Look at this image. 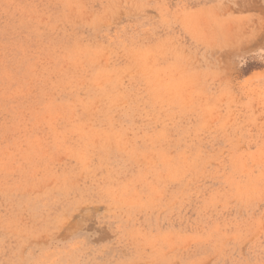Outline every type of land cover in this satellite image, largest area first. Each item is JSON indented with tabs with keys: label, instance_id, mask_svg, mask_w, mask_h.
I'll use <instances>...</instances> for the list:
<instances>
[{
	"label": "rangeland",
	"instance_id": "obj_1",
	"mask_svg": "<svg viewBox=\"0 0 264 264\" xmlns=\"http://www.w3.org/2000/svg\"><path fill=\"white\" fill-rule=\"evenodd\" d=\"M264 0H0V264H264Z\"/></svg>",
	"mask_w": 264,
	"mask_h": 264
},
{
	"label": "snow or ice",
	"instance_id": "obj_2",
	"mask_svg": "<svg viewBox=\"0 0 264 264\" xmlns=\"http://www.w3.org/2000/svg\"><path fill=\"white\" fill-rule=\"evenodd\" d=\"M255 55H258L261 59H264V47H262L258 53H255Z\"/></svg>",
	"mask_w": 264,
	"mask_h": 264
}]
</instances>
